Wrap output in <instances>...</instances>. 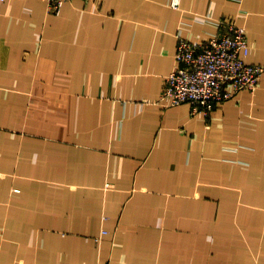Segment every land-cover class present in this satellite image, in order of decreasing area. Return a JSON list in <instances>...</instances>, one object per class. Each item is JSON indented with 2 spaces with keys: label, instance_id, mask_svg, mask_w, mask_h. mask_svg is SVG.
<instances>
[{
  "label": "crops",
  "instance_id": "crops-1",
  "mask_svg": "<svg viewBox=\"0 0 264 264\" xmlns=\"http://www.w3.org/2000/svg\"><path fill=\"white\" fill-rule=\"evenodd\" d=\"M264 0L0 4V264H264V73L209 115L160 101L179 37Z\"/></svg>",
  "mask_w": 264,
  "mask_h": 264
},
{
  "label": "built area",
  "instance_id": "built-area-1",
  "mask_svg": "<svg viewBox=\"0 0 264 264\" xmlns=\"http://www.w3.org/2000/svg\"><path fill=\"white\" fill-rule=\"evenodd\" d=\"M45 1L48 11L58 14L67 0ZM180 2L171 0V5L178 8ZM220 25L223 32L200 42L179 37L178 66L165 79L159 99L162 103H189L193 112L209 115L238 91L257 89L264 64L247 60L250 44L246 28L235 17L221 19Z\"/></svg>",
  "mask_w": 264,
  "mask_h": 264
},
{
  "label": "rangeland",
  "instance_id": "rangeland-1",
  "mask_svg": "<svg viewBox=\"0 0 264 264\" xmlns=\"http://www.w3.org/2000/svg\"><path fill=\"white\" fill-rule=\"evenodd\" d=\"M240 25H241V24H240ZM242 26H243V25H242ZM190 41H191V40H190ZM192 42H193V41H192ZM199 42H200V41H199ZM219 106H220V105H219ZM216 107H217V106H216ZM216 107H215V108H216ZM215 108H214V109H215Z\"/></svg>",
  "mask_w": 264,
  "mask_h": 264
}]
</instances>
